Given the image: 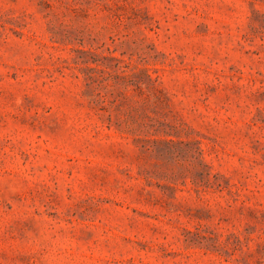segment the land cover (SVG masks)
I'll list each match as a JSON object with an SVG mask.
<instances>
[{"label":"rangeland","instance_id":"rangeland-1","mask_svg":"<svg viewBox=\"0 0 264 264\" xmlns=\"http://www.w3.org/2000/svg\"><path fill=\"white\" fill-rule=\"evenodd\" d=\"M0 264H264V0H0Z\"/></svg>","mask_w":264,"mask_h":264}]
</instances>
